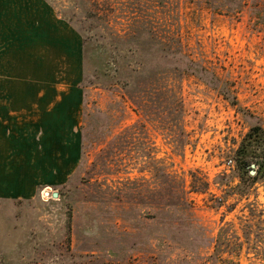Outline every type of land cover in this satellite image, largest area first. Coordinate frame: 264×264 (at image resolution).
I'll return each mask as SVG.
<instances>
[{
  "label": "rangeland",
  "instance_id": "374dc122",
  "mask_svg": "<svg viewBox=\"0 0 264 264\" xmlns=\"http://www.w3.org/2000/svg\"><path fill=\"white\" fill-rule=\"evenodd\" d=\"M47 1L0 0V93H46L56 160L31 197L0 198V264H212L223 225L255 242L264 183L230 189L235 149L264 127V0H85L94 19ZM246 245L223 257L247 264Z\"/></svg>",
  "mask_w": 264,
  "mask_h": 264
},
{
  "label": "crops",
  "instance_id": "0c3cea01",
  "mask_svg": "<svg viewBox=\"0 0 264 264\" xmlns=\"http://www.w3.org/2000/svg\"><path fill=\"white\" fill-rule=\"evenodd\" d=\"M5 92L0 93V198H29L39 184L34 176L35 170H40L46 174L45 179L50 180L51 164L53 176L55 174L56 160L49 152L50 147H54L55 138L54 135L50 137L48 116L47 119L42 118L43 114H49L51 102L40 109L39 102L45 101L46 93L33 92L32 89L25 95L24 91L18 92L12 87L9 93ZM3 114H6L5 118H1ZM32 138L35 143L47 144L43 147V168L33 163Z\"/></svg>",
  "mask_w": 264,
  "mask_h": 264
},
{
  "label": "trees",
  "instance_id": "16d2710c",
  "mask_svg": "<svg viewBox=\"0 0 264 264\" xmlns=\"http://www.w3.org/2000/svg\"><path fill=\"white\" fill-rule=\"evenodd\" d=\"M70 2H71L70 9L74 11L73 14L81 13L86 17V19L90 18V16L93 19L96 18V15H92L91 11H89V9L86 8L85 0H73ZM60 12L62 14L63 19L67 20V22H70V19L66 17V14H68L67 11L65 12L64 10L63 11L60 10ZM89 14L91 15L89 16ZM92 21L94 22L96 20H92ZM96 28H97V25L91 24L92 30H96ZM81 34L83 36V37L81 36L82 38L81 39V55H82V58L85 59L86 54L88 52L87 47L92 45V41L90 40V38L87 39L86 37H84L82 32ZM110 39L113 40L112 37H107V39L104 38L105 41H108ZM99 42L103 44V39H99ZM104 46L106 47V49H103L102 55H99V58L104 59L108 57L110 61L114 60V62L116 63L117 59L122 56L120 55L121 53H119L118 50H113V49L108 50L109 48L105 44ZM99 48L100 49L103 48V45L100 46ZM99 48H98V52L101 51L99 50ZM107 52L108 53L110 52V55L106 54ZM121 68L118 65H115L113 68V70H115L114 73H116L117 75L121 74L122 73ZM124 69L127 71L126 74H128L129 69H126L125 67ZM133 71L138 72L139 74L140 73L142 74L145 72L144 70H137V69H134ZM128 84H129V89H127V92H129V94L131 92L135 93L136 91H134L132 88H135V87L138 88L137 83L135 81H133V83L128 81ZM145 84L146 86L144 88H149L152 85L151 81L149 82L145 81ZM225 92H223L225 97L230 100L232 105L237 106L238 101L236 100V98L232 97V99H230L227 96V93ZM234 156H235L234 170L237 174L239 181L234 187H231L230 193H237L241 196L248 195L256 184L264 183V127L262 125L255 124L250 127L249 131L246 133V135L243 137L238 147L235 149ZM252 159H254L255 161H253ZM254 163L255 165L258 166V169L256 170L255 174H251V170H253L252 164ZM69 223H70V215L68 219V224ZM244 226L247 227V229H244ZM250 228H252L251 225L242 226L243 237L245 241H241L240 236L238 234H235V232L230 231L231 225L221 226L215 238L214 250L208 258L210 260V263L212 264H241L239 258H233L232 256L223 257V254L224 253H227V254L234 253L236 254V256H239L237 252H239L240 249L244 246V244L247 243L246 248L248 250L255 249L256 250L255 254H257L255 259L249 260L247 264H264V255L262 257H259L260 256L259 254H262V253L264 254V243L261 244V241L263 239L259 240V238L264 237L263 236L264 227H261V225L260 227H258L260 232H256L254 234L256 237L255 238L256 241L253 242L252 244H250L252 240L248 233L249 232L248 230H250ZM257 241L259 242L260 245L257 243Z\"/></svg>",
  "mask_w": 264,
  "mask_h": 264
},
{
  "label": "built area",
  "instance_id": "2783aa9c",
  "mask_svg": "<svg viewBox=\"0 0 264 264\" xmlns=\"http://www.w3.org/2000/svg\"><path fill=\"white\" fill-rule=\"evenodd\" d=\"M48 193H50V191L49 190H46V188L42 190V194H48Z\"/></svg>",
  "mask_w": 264,
  "mask_h": 264
},
{
  "label": "water",
  "instance_id": "95a60500",
  "mask_svg": "<svg viewBox=\"0 0 264 264\" xmlns=\"http://www.w3.org/2000/svg\"><path fill=\"white\" fill-rule=\"evenodd\" d=\"M251 174H255V170H251ZM57 193H54V196H56Z\"/></svg>",
  "mask_w": 264,
  "mask_h": 264
}]
</instances>
